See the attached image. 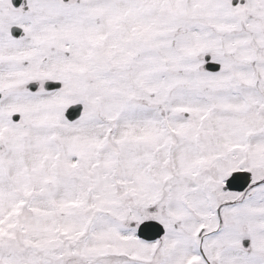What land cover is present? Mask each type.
<instances>
[{
  "label": "snow or ice",
  "instance_id": "snow-or-ice-1",
  "mask_svg": "<svg viewBox=\"0 0 264 264\" xmlns=\"http://www.w3.org/2000/svg\"><path fill=\"white\" fill-rule=\"evenodd\" d=\"M0 264H264V0H0Z\"/></svg>",
  "mask_w": 264,
  "mask_h": 264
}]
</instances>
